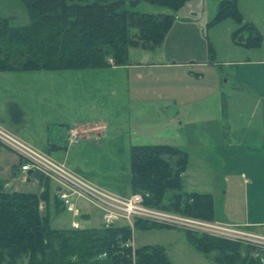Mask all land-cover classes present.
Returning a JSON list of instances; mask_svg holds the SVG:
<instances>
[{"label": "rangeland", "instance_id": "rangeland-1", "mask_svg": "<svg viewBox=\"0 0 264 264\" xmlns=\"http://www.w3.org/2000/svg\"><path fill=\"white\" fill-rule=\"evenodd\" d=\"M125 1L130 11L173 17L161 46L154 50L130 49L124 66L0 72V124L39 152L48 154L49 144L61 147L58 153L50 150V158L65 160L74 174L118 196L131 195L133 145L168 144L182 149L188 159L185 177L183 174L185 189H218L219 180L203 170L208 166L204 148L191 145L190 138L194 134L201 138L198 130L204 125L224 122L222 93L228 87V75L234 74L229 63L264 61V0H226L235 2L243 20L260 33L261 43L253 48L235 42L233 33L239 26L232 18L214 21L223 0H188L177 11L142 0L133 5ZM0 16L9 18L14 26L30 22L21 0H0ZM10 103L24 112L15 115L20 117L18 123L7 112ZM67 129L80 132L74 135L79 137L76 143H70ZM3 154L0 182L5 189L39 193V185L21 181L20 171L19 181H15L13 171L15 167L19 170L22 162L19 155L8 149ZM39 209L55 228L69 227L74 220L82 228L97 227L101 220V212L93 209L94 217L89 220L74 219L65 209H49L45 201L40 202ZM163 226L166 228H133L132 248L161 246L172 264H218L188 242L185 232H198ZM234 230L249 235L253 242H257L253 240L256 237L264 238L248 228ZM237 243L264 252L256 244Z\"/></svg>", "mask_w": 264, "mask_h": 264}, {"label": "trees", "instance_id": "trees-1", "mask_svg": "<svg viewBox=\"0 0 264 264\" xmlns=\"http://www.w3.org/2000/svg\"><path fill=\"white\" fill-rule=\"evenodd\" d=\"M21 1L29 14L28 25L14 26L9 18L0 16V72L124 66L130 49L154 50L161 46L173 22L168 14L130 11L125 0ZM139 1L129 0L132 5ZM142 1L177 11L188 0ZM225 18L238 23L233 33L237 44L246 48L260 45V33L243 20L235 2H220L214 21ZM10 104L7 112L18 123L20 117L15 115L24 112L17 104ZM187 165V153L176 146H131V194H140L147 207L213 221L212 195L185 189ZM35 176L42 188L39 193L10 192L0 182V264H172L161 246L133 249L132 229L127 225L53 227L49 216L39 209L41 201L49 203L52 182ZM54 204L57 210L65 209L56 195ZM133 228L166 227L136 219ZM198 233L185 232L188 242L214 263L264 264L262 251Z\"/></svg>", "mask_w": 264, "mask_h": 264}, {"label": "crops", "instance_id": "crops-1", "mask_svg": "<svg viewBox=\"0 0 264 264\" xmlns=\"http://www.w3.org/2000/svg\"><path fill=\"white\" fill-rule=\"evenodd\" d=\"M229 64L234 68V74L228 75L225 80L228 87L221 92L225 100L224 122L204 125L198 130L201 138L192 135L190 144L204 148L208 166L203 170L219 180L218 189L213 186L201 192L209 193L213 198L214 218L210 223L248 228L264 236V61L246 59ZM8 122L11 123L10 118ZM12 130L16 129L13 127ZM67 130L70 143H76L79 137L74 135L80 132L76 129ZM48 147V154L52 150L58 153L62 149L54 144ZM4 151L0 146V154L6 155ZM57 161L65 163L62 159ZM13 175L18 182L20 172L17 167ZM21 181L27 185L35 183L40 187L39 192L42 191L33 173L29 181L26 180V174L22 173ZM51 186L53 201L49 200V209L55 207L54 196L59 188L56 182L51 183ZM71 202L80 216L74 217L72 212L65 210L74 219H91L94 217L92 209L100 212L96 206L82 199L72 197ZM99 215L101 217V213ZM101 224L100 220L98 226ZM132 246L135 247L133 241Z\"/></svg>", "mask_w": 264, "mask_h": 264}, {"label": "built area", "instance_id": "built-area-1", "mask_svg": "<svg viewBox=\"0 0 264 264\" xmlns=\"http://www.w3.org/2000/svg\"><path fill=\"white\" fill-rule=\"evenodd\" d=\"M0 145L19 155L22 161L19 167L21 173L26 174L31 170L34 175L43 174L54 180L59 185L56 194L58 200L66 210L73 213L74 217H79L80 212L74 209L71 202L72 197L96 206L101 212L103 225L120 224L127 225L132 229L134 220L139 219L160 225L185 228L184 230L218 236L244 244H256L264 249L263 237L252 236L255 238L253 240L257 241L253 242L249 235L234 230L235 226H223L188 217L184 218L171 212L147 207L143 203L142 196L138 193L126 197L109 193L74 174L64 162H58L50 158L48 154L31 148L1 124ZM120 221H124V223H120ZM71 226L75 229L80 228V224L76 220L71 223Z\"/></svg>", "mask_w": 264, "mask_h": 264}, {"label": "water", "instance_id": "water-1", "mask_svg": "<svg viewBox=\"0 0 264 264\" xmlns=\"http://www.w3.org/2000/svg\"><path fill=\"white\" fill-rule=\"evenodd\" d=\"M32 173H33V172H32L31 170L28 171V172L26 173V180H27V181L30 180V177H31Z\"/></svg>", "mask_w": 264, "mask_h": 264}]
</instances>
